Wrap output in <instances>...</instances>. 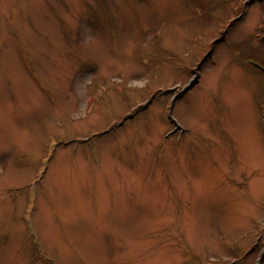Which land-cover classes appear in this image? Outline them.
<instances>
[{"label":"rangeland","instance_id":"1","mask_svg":"<svg viewBox=\"0 0 264 264\" xmlns=\"http://www.w3.org/2000/svg\"><path fill=\"white\" fill-rule=\"evenodd\" d=\"M0 264H264V0H0Z\"/></svg>","mask_w":264,"mask_h":264},{"label":"bare ground","instance_id":"2","mask_svg":"<svg viewBox=\"0 0 264 264\" xmlns=\"http://www.w3.org/2000/svg\"><path fill=\"white\" fill-rule=\"evenodd\" d=\"M20 75H21V74H20V72H19V70H18V77H20ZM172 110H173V105H172V107H171V112H172ZM50 162H51V161L49 160V164H50ZM48 166H49V165H48Z\"/></svg>","mask_w":264,"mask_h":264}]
</instances>
